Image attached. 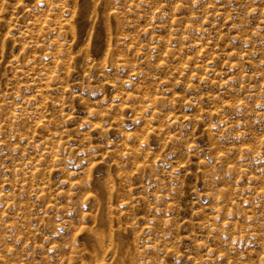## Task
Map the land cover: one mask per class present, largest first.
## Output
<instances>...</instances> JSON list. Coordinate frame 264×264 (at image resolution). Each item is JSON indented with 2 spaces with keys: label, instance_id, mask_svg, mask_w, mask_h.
<instances>
[{
  "label": "rangeland",
  "instance_id": "374dc122",
  "mask_svg": "<svg viewBox=\"0 0 264 264\" xmlns=\"http://www.w3.org/2000/svg\"><path fill=\"white\" fill-rule=\"evenodd\" d=\"M0 264H264V0H0Z\"/></svg>",
  "mask_w": 264,
  "mask_h": 264
},
{
  "label": "bare ground",
  "instance_id": "6f19581e",
  "mask_svg": "<svg viewBox=\"0 0 264 264\" xmlns=\"http://www.w3.org/2000/svg\"><path fill=\"white\" fill-rule=\"evenodd\" d=\"M102 233H103V232H102ZM103 235H104V234H103ZM101 236H102V235H101ZM105 238H106V237H105ZM103 239H104V237H103ZM118 244H120V243H118ZM117 247H118V246H117ZM121 247H122V246H121ZM118 248H119V247H118ZM119 249H120V248H119ZM119 249H118V250H119ZM120 251H121V250H120Z\"/></svg>",
  "mask_w": 264,
  "mask_h": 264
}]
</instances>
